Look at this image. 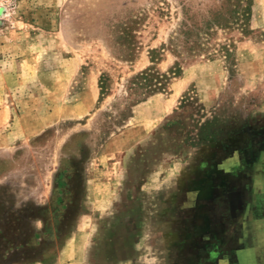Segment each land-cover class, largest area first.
I'll list each match as a JSON object with an SVG mask.
<instances>
[{"label": "rangeland", "instance_id": "obj_1", "mask_svg": "<svg viewBox=\"0 0 264 264\" xmlns=\"http://www.w3.org/2000/svg\"><path fill=\"white\" fill-rule=\"evenodd\" d=\"M220 1L0 0V264H264V0L169 41Z\"/></svg>", "mask_w": 264, "mask_h": 264}, {"label": "trees", "instance_id": "obj_2", "mask_svg": "<svg viewBox=\"0 0 264 264\" xmlns=\"http://www.w3.org/2000/svg\"><path fill=\"white\" fill-rule=\"evenodd\" d=\"M250 5L251 0H221L218 7L210 9L200 21L186 14V18L180 22L169 41L172 43L178 41L189 54H197L204 49L206 41L215 29H227L235 24L244 26L249 16ZM221 51L224 52V56H228V49L224 48ZM164 79L166 74L158 73L155 69L148 67L137 73L132 82L145 88L148 93H152L162 86Z\"/></svg>", "mask_w": 264, "mask_h": 264}]
</instances>
